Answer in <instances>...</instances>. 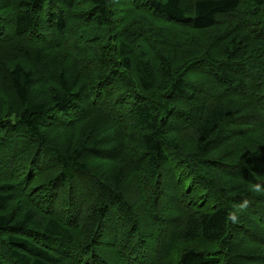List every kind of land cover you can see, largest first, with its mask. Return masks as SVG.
<instances>
[{
    "label": "trees",
    "instance_id": "16d2710c",
    "mask_svg": "<svg viewBox=\"0 0 264 264\" xmlns=\"http://www.w3.org/2000/svg\"><path fill=\"white\" fill-rule=\"evenodd\" d=\"M0 264H264V0H0Z\"/></svg>",
    "mask_w": 264,
    "mask_h": 264
},
{
    "label": "clouds",
    "instance_id": "9594fccd",
    "mask_svg": "<svg viewBox=\"0 0 264 264\" xmlns=\"http://www.w3.org/2000/svg\"><path fill=\"white\" fill-rule=\"evenodd\" d=\"M253 190H254V191H257V192L262 191V189H261V187H260L259 184H255V185H253ZM244 206H245L244 204H241V205H240L241 209H242ZM229 219H230L232 222H234V223L237 222V216H236V214H235V213H230V214H229Z\"/></svg>",
    "mask_w": 264,
    "mask_h": 264
}]
</instances>
